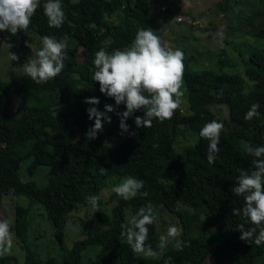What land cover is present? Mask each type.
Listing matches in <instances>:
<instances>
[{
	"label": "trees",
	"instance_id": "trees-1",
	"mask_svg": "<svg viewBox=\"0 0 264 264\" xmlns=\"http://www.w3.org/2000/svg\"><path fill=\"white\" fill-rule=\"evenodd\" d=\"M43 2L26 32L12 35L2 31L7 42L27 40L29 34L60 39L66 33L75 39V45L67 47L64 69L46 83L36 84L25 75L0 79V195L12 190L28 197L29 205L41 203L63 250L59 260H37L26 243L30 206H16L13 229L26 250L25 264H164L168 257H172V264H204L209 253L218 261L223 252L230 264H254L257 257L264 256V244L257 246L239 238L236 229L243 219L232 215L233 207L243 205V198L232 191L238 170H251L253 159L242 145H264V48L251 50L247 58L241 55L246 63L243 75L206 67L184 71L188 113L179 108L171 119H154L146 128H137L134 123V116H142V111L127 119L140 137L142 151L137 153L124 142L110 147L100 135L86 139L84 133L94 122L86 109L92 105L74 99L97 97L95 107L101 111L113 100L101 93L98 82L91 78L94 53L101 48L111 52L128 47L138 28L149 27L150 0H62L66 21L60 28L49 27ZM257 35L264 36V25ZM254 103H259L260 115L245 120ZM216 105L226 106V120L213 111ZM211 120L224 124L213 164L206 158L209 142L199 136L200 128ZM180 124L196 135L194 143L182 151L175 149ZM27 157L32 158L30 173L38 166L48 167L44 187L20 180L17 171ZM99 166L108 169L106 175L98 172ZM112 176H132L144 185L134 198H120L112 206L108 228H95L66 248L69 214L89 203V197L97 196ZM148 203L155 212L161 207L177 216L183 229L180 239L188 242L183 251L170 246L159 258H147L136 255L121 237L126 212L131 216ZM178 205L189 210L177 209ZM201 215L199 232L192 236L190 226ZM148 228L146 244L159 249L155 224ZM95 245L104 248L103 254L83 263L82 252ZM7 259L0 257V264Z\"/></svg>",
	"mask_w": 264,
	"mask_h": 264
},
{
	"label": "clouds",
	"instance_id": "clouds-1",
	"mask_svg": "<svg viewBox=\"0 0 264 264\" xmlns=\"http://www.w3.org/2000/svg\"><path fill=\"white\" fill-rule=\"evenodd\" d=\"M40 7L41 0H0V31H7L12 35L26 32L32 17ZM42 8L49 27H62L66 21L62 0H44ZM218 35L222 37L223 32ZM68 39L66 33L60 39L50 35L42 36V46L35 52L34 58L23 63V75L36 84H43L57 77L68 59ZM8 57L10 61L19 59L17 54L10 51ZM184 58L181 49L166 47L160 36L150 27L138 28L134 39L124 49L108 52L101 48L95 51L91 78L98 82L99 91L112 98L115 104H105L104 110L101 111L95 107L99 104L97 97L84 99V103L92 105L86 111L89 119L94 121L84 133L85 138L89 141L95 139L97 134L103 131V123H111V117L108 115L111 112L119 117L121 134L129 132L126 120L137 111L143 112L142 116H134L137 128L151 127L154 119L161 122L171 119L184 102ZM121 104L124 105L122 112L117 111ZM259 108V103L252 104L244 119L251 121L259 116ZM223 128L222 122L211 120L199 130V136L209 142L206 155L209 164L216 161ZM129 134L135 135V132ZM109 146L111 147L110 144ZM242 147L253 159L251 170H238L239 175L232 191L237 197L243 198V205L241 208L233 207L232 215L243 219L236 229L240 232L239 238L260 246L264 244V145L254 146L245 142ZM107 171L103 166L98 167L101 175H106ZM143 185V180L128 176L115 185L112 191L128 200L134 198ZM89 202L94 209L98 207L96 196L89 197ZM156 219L154 206L148 203L131 215L126 223L120 225V235L126 239L134 253L159 258L151 245L146 244L149 236L148 226L155 223ZM11 229L7 219L0 220V255L11 251ZM182 232L179 224L169 225L166 234L159 237V248L164 249L172 243L174 250L183 251L188 242L180 239ZM164 264H172V257L165 259Z\"/></svg>",
	"mask_w": 264,
	"mask_h": 264
},
{
	"label": "rangeland",
	"instance_id": "rangeland-1",
	"mask_svg": "<svg viewBox=\"0 0 264 264\" xmlns=\"http://www.w3.org/2000/svg\"><path fill=\"white\" fill-rule=\"evenodd\" d=\"M263 25L264 0H150L149 27L160 36L166 47L179 48L184 52V71L206 67L215 71L243 75L246 63L241 60V55L247 58L251 50L264 48V36L257 35ZM221 31L223 32L222 37L218 35ZM29 35L27 40L18 38L7 42L0 31V79L13 80L23 75V63L34 58L35 52L42 46L41 37L34 34ZM74 45L75 39L70 38L68 46L73 47ZM9 51L17 54L19 59L10 61ZM220 60H223L224 63L222 64ZM83 91L84 89H81V92ZM83 101L82 98L74 99L76 103ZM183 101L180 109L183 113H188L185 95ZM109 104L114 105V100ZM212 109L222 120L227 119L228 111L225 105H216ZM123 110L124 105H119L117 111L122 112ZM108 115L111 117V123L104 122L103 131L97 135H100L105 143L115 145L124 142L129 148L140 153L142 149L137 131L129 126V132L121 134L119 117L114 112L108 113ZM178 130L175 149L182 151L194 143L196 135L183 124L178 126ZM133 131L135 135H130L129 133ZM21 152L23 155L24 147L21 148ZM31 161V157L22 159L17 171L18 176L23 182L33 181L39 187H44L49 178L48 167L38 166L30 173ZM125 177L128 176H112L107 179V186L103 187L96 196L98 198L97 208L94 209L89 202L69 214L65 227L64 245L66 248H71L76 240L90 235L95 228L109 227L111 208L122 198L117 196L112 188ZM16 206H30L26 243L34 257L37 260H44L48 257L59 260L63 250L54 236V228L44 206L37 202L29 205L28 197L17 195L9 190L6 194L0 195V220L7 219L10 222L13 235L11 251L0 255V257H9L5 264H25L26 261V250L22 242L17 239L13 229ZM178 208L189 210L182 205H178ZM155 213L157 219L154 224L159 237L166 234L169 225L179 224L181 226L177 216L168 210L157 207ZM129 217L126 212V222ZM203 218L204 216L201 215L193 221L189 229L190 235L198 234ZM170 246L172 243H169L164 249L154 250L157 257H160ZM103 252L102 246H90L82 252V262L87 263L95 260ZM136 255L146 257L143 254L136 253ZM204 264H230V262L224 252L222 259L218 261L209 253ZM254 264H264V256L257 257Z\"/></svg>",
	"mask_w": 264,
	"mask_h": 264
},
{
	"label": "built area",
	"instance_id": "built-area-1",
	"mask_svg": "<svg viewBox=\"0 0 264 264\" xmlns=\"http://www.w3.org/2000/svg\"><path fill=\"white\" fill-rule=\"evenodd\" d=\"M178 20H181L180 18H178Z\"/></svg>",
	"mask_w": 264,
	"mask_h": 264
}]
</instances>
